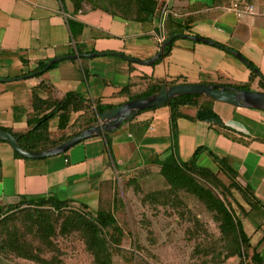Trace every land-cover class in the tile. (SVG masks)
I'll return each mask as SVG.
<instances>
[{"label":"crops","instance_id":"0c3cea01","mask_svg":"<svg viewBox=\"0 0 264 264\" xmlns=\"http://www.w3.org/2000/svg\"><path fill=\"white\" fill-rule=\"evenodd\" d=\"M231 1L171 0L162 6L158 0L151 18L134 22L87 5L73 13L69 1L62 5L59 0H0V127L25 132L34 113V94L42 100H60L75 91L115 107L154 85L173 81L232 87L249 82L251 69L235 56L190 39H175L170 51L152 64L111 54L140 61L154 57L162 45L157 36L162 33L165 6L173 22L189 27L186 35L212 40L251 62L261 76L256 74L250 90L262 92L264 0H244L255 8L254 14L246 15L225 9ZM70 55L79 57L65 58L53 68L20 78L35 72L41 62ZM199 103L207 105L221 122L203 121L196 117L199 109L182 106L180 110L187 116L177 118L175 140L170 108L164 105L141 111L120 127L88 137L57 155L16 157L8 143L0 142V210L22 199L53 196L85 205L93 212L113 211L121 183L130 178H137L144 187L161 183L159 162L169 155L179 162L188 161L197 147L204 146L226 158L239 182L251 186L259 200L248 219L250 229L243 226L251 244L259 243L264 261V111L215 100ZM82 114L71 113L63 130L58 127V116L49 119L50 137L70 135ZM202 161L210 164V169L217 167L206 153L199 156L198 164ZM127 198L130 189L122 195L126 207Z\"/></svg>","mask_w":264,"mask_h":264},{"label":"trees","instance_id":"16d2710c","mask_svg":"<svg viewBox=\"0 0 264 264\" xmlns=\"http://www.w3.org/2000/svg\"><path fill=\"white\" fill-rule=\"evenodd\" d=\"M59 1L62 5L65 1H69L73 7V13L83 10L84 6L89 4L92 9H100L111 15H118L125 20L134 22L147 21L156 13L159 4L158 0ZM69 26L73 34L71 22H69ZM163 26L166 38L170 34H185L189 30L188 26L173 22L169 15L166 17ZM174 41L175 39L172 41V44ZM172 44L166 49L165 53L170 51ZM248 63L252 68L256 69L251 62L248 61ZM46 64V62L39 63L37 70H41ZM53 67L54 65L50 68ZM256 77V73L251 70L249 82L238 84L234 87L241 90H250V83ZM175 84H177L176 81L168 84L154 85L148 91L132 96L130 100L153 94L163 86ZM200 100L213 101L211 98L199 95H185L175 98L166 104L170 108V126L174 140L177 134V118L186 117L180 108L186 105L196 107L199 110L207 108V105L199 103ZM33 107L34 113L27 120L28 129L25 132L14 133L10 129L1 127L17 138L18 144L22 149L31 152L46 150L58 145L69 137L92 126L97 121L100 113L105 109L112 108V106L101 105L96 100L91 101L75 91L67 92L60 100H42L34 94ZM78 111H83V114L73 124V130L70 135H60L56 138L50 137L48 132L49 119L58 116V127L60 130H63L68 126L70 114ZM0 142L3 141L0 140ZM203 153L212 158L217 166V172L198 164V158ZM14 155L21 157L15 151ZM159 166L160 175L169 187L168 191L164 192V196L177 194V192L183 190L194 195L206 205L208 210L215 213L219 221L220 231L229 242L230 249L227 257L238 256L240 258L239 264H264L258 251L259 243L256 245L251 244L250 237L245 232L242 224V218L249 217L253 210L260 205V202L255 197L251 186H242L237 182V172L230 166L226 158H219L206 147L199 146L188 161L179 162L173 155H169L159 162ZM218 173H222L230 181L229 188L234 189L242 195L245 206L239 205L238 212L231 203H227L225 200L217 197L209 187L198 180V178L203 179L216 190L220 189L221 195L224 196L223 189L225 186L218 177ZM126 183L118 189L120 192H124V189H127ZM229 188H226L228 193H230ZM162 195L158 191L148 195V197L152 198ZM114 210H98L93 212L85 205L75 204L70 200L60 201L53 196L22 199L16 204L4 206L0 210V255L10 251L18 258L29 260L36 264H51L52 260L44 258L39 248L33 249L23 244L18 238L13 239V232H11L12 237L3 238L2 231L14 218L23 216L24 214L37 237L42 241H46L52 247V251H58L55 244L51 242V238L56 233V220L54 217L58 218L60 216V223L58 225L59 234L65 235L72 232L81 234L85 249L92 256L93 263L111 264V251H119L121 249L122 237V229L114 215Z\"/></svg>","mask_w":264,"mask_h":264},{"label":"rangeland","instance_id":"374dc122","mask_svg":"<svg viewBox=\"0 0 264 264\" xmlns=\"http://www.w3.org/2000/svg\"><path fill=\"white\" fill-rule=\"evenodd\" d=\"M160 4L163 6L165 0H160ZM200 166L212 168L206 161H202ZM212 170L217 172V167ZM218 177L225 186L224 196L221 195L220 189L216 190L203 179L198 180L209 187L217 197L231 203L238 212L239 205L245 206L242 195L228 187L230 181L222 173H218ZM129 180L126 181V187L130 189L127 207L122 199L127 189H124V192L117 190L115 194L114 215L122 229V237L121 249L111 251V264H239L238 256L227 257L229 242L220 231L215 213L208 210L194 195L181 190L177 194L164 196V192L169 189L165 180L149 187H144L137 178ZM226 188L230 189V193ZM158 191L163 195L148 197ZM59 217H54L56 233L51 238L58 251H52L46 241L37 237L24 214L9 222L3 229L2 236L10 238L13 232V239L18 238L33 249L39 248L44 258L52 260L51 264H94L92 256L85 249L81 234H59ZM249 217L242 218V224L244 223L248 230ZM0 264L36 263L18 258L8 251L0 255Z\"/></svg>","mask_w":264,"mask_h":264},{"label":"water","instance_id":"95a60500","mask_svg":"<svg viewBox=\"0 0 264 264\" xmlns=\"http://www.w3.org/2000/svg\"><path fill=\"white\" fill-rule=\"evenodd\" d=\"M177 38L190 39L193 41H198L202 43H207L211 45L218 46L219 48L225 49L227 52L235 56L238 60L248 66L253 70L258 76H261L257 69H254L250 66L248 61L240 55L238 52L228 49L221 44H218L207 38L200 36H192L186 34H170L165 42L161 45L158 53L146 61L136 60L130 57L111 52V54L119 56L128 61H134L141 64H152L157 61L160 57L165 55L166 49L171 45L172 41ZM100 54H90L88 56H95ZM79 56L70 55V56H60L52 59L46 64L41 70L32 72L21 76L20 78H25L29 76L37 75L41 72L46 71L53 64L57 63L60 60L65 58H78ZM185 95H199L207 98H211L215 101L229 104L234 107H246L251 109H256L264 111V92L253 91V90H241L236 89L232 86H224L217 84H192V83H179L175 85H166L161 87L158 91L153 94L140 97L137 99L129 100L121 105L105 109L102 113L98 115L97 121L90 126L89 128L82 130L78 134L68 138L67 140L61 142L60 144L43 150V151H26L20 147L18 144L17 138L11 133L0 127V140L8 143L11 148L20 156L30 159H39L47 156L61 154L67 149H69L74 144L91 137L93 135L108 133L127 121L132 120L139 112L151 109L158 108L168 104L171 100L182 97ZM196 117L209 122L219 124L221 122L220 118L212 112V110L205 108L197 111Z\"/></svg>","mask_w":264,"mask_h":264},{"label":"built area","instance_id":"2783aa9c","mask_svg":"<svg viewBox=\"0 0 264 264\" xmlns=\"http://www.w3.org/2000/svg\"><path fill=\"white\" fill-rule=\"evenodd\" d=\"M166 5L171 1V0H165ZM225 9L228 11L234 12L237 15H246V14H254L255 8L252 4L244 1V0H232L230 5L227 6ZM169 15V12L165 6V8L162 10L161 14V31L162 33L157 36V40L163 44L165 40L167 39L165 36V31H164V21L166 17Z\"/></svg>","mask_w":264,"mask_h":264}]
</instances>
